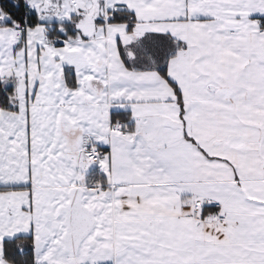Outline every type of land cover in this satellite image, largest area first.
<instances>
[{
    "label": "snow or ice",
    "instance_id": "snow-or-ice-1",
    "mask_svg": "<svg viewBox=\"0 0 264 264\" xmlns=\"http://www.w3.org/2000/svg\"><path fill=\"white\" fill-rule=\"evenodd\" d=\"M0 264H264V0H0Z\"/></svg>",
    "mask_w": 264,
    "mask_h": 264
}]
</instances>
